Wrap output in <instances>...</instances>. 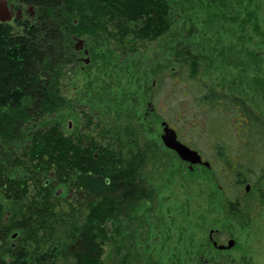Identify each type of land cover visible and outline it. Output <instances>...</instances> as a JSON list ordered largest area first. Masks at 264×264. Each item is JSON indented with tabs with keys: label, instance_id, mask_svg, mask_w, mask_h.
<instances>
[{
	"label": "trees",
	"instance_id": "trees-1",
	"mask_svg": "<svg viewBox=\"0 0 264 264\" xmlns=\"http://www.w3.org/2000/svg\"><path fill=\"white\" fill-rule=\"evenodd\" d=\"M172 2L8 0L27 15L13 24L0 22V264H104L110 233L121 235L140 204L151 199L152 191L141 178L150 153L140 132L128 125L122 132L85 141L78 131L66 134L62 112L69 103L63 81L73 65V37L93 41L101 27L112 25L113 16L117 31L154 38L173 25ZM244 27V34L264 39L259 23ZM237 65L243 76L252 66L256 75L262 73L257 61L250 67ZM136 74L132 88L116 86V94L112 86V112L142 95L141 83L148 78L138 81ZM153 82L150 102L168 107L169 120L178 114L176 124L189 114L196 120L193 128L214 136L211 178L225 194L226 212L236 214L243 187L264 182L263 115L241 91L202 80L196 66L155 72ZM89 106L99 116L109 112L100 101ZM223 125L235 131L223 133ZM239 128L249 130L245 149L238 141L232 148L226 143L228 137L239 139ZM206 264L238 263L214 258Z\"/></svg>",
	"mask_w": 264,
	"mask_h": 264
},
{
	"label": "rangeland",
	"instance_id": "rangeland-1",
	"mask_svg": "<svg viewBox=\"0 0 264 264\" xmlns=\"http://www.w3.org/2000/svg\"><path fill=\"white\" fill-rule=\"evenodd\" d=\"M172 9L173 25L158 31L154 38L138 34L117 39L114 45L112 25L101 27L99 47L90 45L91 64L84 69L81 64L74 65L63 81L69 103L62 112L66 134L78 131L85 140H98L133 125L150 153L141 178L152 191L151 199L140 204L121 235L110 233L112 242L107 240L103 248L104 264H201L214 258L264 264V182L244 191L239 212L228 214L225 194L212 180L209 168L190 166L166 148L161 137L162 122L167 119L149 108L155 72L196 66L202 80L241 91L264 117V39L243 32L249 22L259 23L264 32V0H188L187 4L173 0ZM252 61L260 63L262 73L256 75L252 66L241 75L237 63L250 67ZM136 73L138 81L148 78L141 83L142 95L112 112V86L115 93L116 86L132 88ZM91 101H100L108 114L96 115L89 106ZM184 119L175 124L181 129V139L195 143L206 161L215 160L214 136L193 128L196 120L189 114ZM224 126L223 133L235 131ZM237 141L228 137L226 143L232 148ZM212 232L219 233L223 245L235 240L234 248H215Z\"/></svg>",
	"mask_w": 264,
	"mask_h": 264
},
{
	"label": "flooded vegetation",
	"instance_id": "flooded-vegetation-1",
	"mask_svg": "<svg viewBox=\"0 0 264 264\" xmlns=\"http://www.w3.org/2000/svg\"><path fill=\"white\" fill-rule=\"evenodd\" d=\"M178 1H180V0H178ZM176 3H177V0H176ZM9 8H10V11H11V16H12V20L10 21V23L12 21L15 22V20L20 19L21 17H24L26 15L25 11L21 10L20 8H16L14 5H10L9 4ZM33 16H34L33 19H35V13H33ZM115 22H116L115 18L112 16V30L114 32V33H112V43L114 45L117 44V39H118V41H121V39L123 40L125 38H129L130 36H132V33L128 32L126 29H125V32L117 31L116 26H115ZM99 40H100L99 39V33H96V34L93 35V41L92 42H91L90 37L88 39L87 37H84V35H80L78 37H73L72 38V43H71V59H72V62H73L72 67L74 65L76 66L77 64L78 65L81 64L83 69H84V67H88L91 64V50H93V48H90L91 47L90 45H92L94 48H98L99 47ZM176 70L177 69L172 70V71H176ZM155 85H156V82H154L153 86L155 87ZM149 108H151L162 119H164L165 114H167L168 116L171 115L168 107H165L164 105L155 106L152 102H149ZM165 108H166V110H165ZM168 112H169V114H168ZM171 113H173L175 115L176 114L175 113V109L171 110ZM168 116H167V118L165 117L167 120L162 122V127H163V123H167L171 129L176 131L178 139L182 143H184L185 145H187L191 149L198 151L199 154L202 156V160L204 162H207L205 160V157L203 156V154L198 149L192 148L187 143L183 142V140L181 139V137L179 135V131L175 127V122L178 121V117H180V116L178 114H176V118H174V120H172V121L169 120ZM248 132H249V130L244 129V128H239L237 130L238 137H239V143H240V147L239 148H241V149H245L247 147L245 145V143H246V141L248 139L247 138ZM163 135H164V127H163ZM163 135H162V137H163ZM162 137H161V139H162ZM82 139L85 141V139L83 137H82ZM162 142H163V140H162ZM86 147L90 148V146H88V145L84 146V148H86ZM195 166H204V165H195ZM210 167H209V169H210ZM251 188L252 187H251L250 184H246L243 187L245 193H247L248 189H251ZM213 241L217 242L218 245H223L224 244V243L220 242V235H219L218 232H213ZM212 245H213V243H212ZM222 251H225V250H222ZM206 263H208V261L207 262L206 261L205 262L202 261L201 264H206Z\"/></svg>",
	"mask_w": 264,
	"mask_h": 264
},
{
	"label": "water",
	"instance_id": "water-1",
	"mask_svg": "<svg viewBox=\"0 0 264 264\" xmlns=\"http://www.w3.org/2000/svg\"><path fill=\"white\" fill-rule=\"evenodd\" d=\"M11 20L12 16L8 2L0 0V22L8 23ZM163 127L164 135L162 140L166 148L175 152L183 162L190 164V166L204 165L207 168L210 167V163L204 162L198 151L191 149L178 139L176 131L171 129L167 123H163ZM210 240L218 250H231L236 244L235 240L231 239L227 245H218L217 242L213 241V232L211 233Z\"/></svg>",
	"mask_w": 264,
	"mask_h": 264
},
{
	"label": "bare ground",
	"instance_id": "bare-ground-1",
	"mask_svg": "<svg viewBox=\"0 0 264 264\" xmlns=\"http://www.w3.org/2000/svg\"><path fill=\"white\" fill-rule=\"evenodd\" d=\"M6 1H7V0H6ZM7 2H8V1H7ZM8 5H9V3H8ZM29 10L31 11V14H32V19H33V17H34V16H33V13H34V12H33V7H30V9H29ZM25 12H26V11H25ZM26 15H27V13H26ZM34 20H35V19H34ZM15 21H16V20H15ZM8 23H10V22H8Z\"/></svg>",
	"mask_w": 264,
	"mask_h": 264
}]
</instances>
